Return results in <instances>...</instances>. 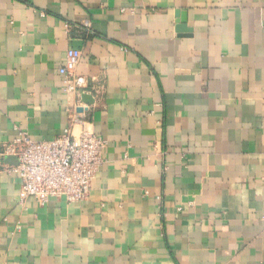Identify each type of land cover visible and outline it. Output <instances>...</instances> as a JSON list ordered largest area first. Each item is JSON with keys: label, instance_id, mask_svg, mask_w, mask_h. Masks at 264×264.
I'll use <instances>...</instances> for the list:
<instances>
[{"label": "crops", "instance_id": "obj_1", "mask_svg": "<svg viewBox=\"0 0 264 264\" xmlns=\"http://www.w3.org/2000/svg\"><path fill=\"white\" fill-rule=\"evenodd\" d=\"M72 106L106 143L89 195L21 202L0 167V264H264V0H0V151Z\"/></svg>", "mask_w": 264, "mask_h": 264}, {"label": "built area", "instance_id": "obj_2", "mask_svg": "<svg viewBox=\"0 0 264 264\" xmlns=\"http://www.w3.org/2000/svg\"><path fill=\"white\" fill-rule=\"evenodd\" d=\"M84 26L89 27V23L85 22ZM80 59L81 51L69 48L58 69L64 78V91L77 97L84 93L87 83L86 78L76 72ZM75 108L72 106L69 110V125L61 135L38 140L20 132L3 145L0 167L17 172L21 181V202L32 197L39 205H44L51 197L73 202L89 195L91 181L103 162L102 150L106 143ZM75 125L80 126L77 133L73 130ZM6 156L15 157L17 163L5 164Z\"/></svg>", "mask_w": 264, "mask_h": 264}, {"label": "water", "instance_id": "obj_3", "mask_svg": "<svg viewBox=\"0 0 264 264\" xmlns=\"http://www.w3.org/2000/svg\"><path fill=\"white\" fill-rule=\"evenodd\" d=\"M176 17H177V25L175 27L176 29V32L177 33H187V32H190V28H188L185 23H186V13L185 12H179L177 11L176 12ZM77 111H81V108H78ZM5 159H12L14 160V163H11V164H16L17 163V160L15 157L13 156H6Z\"/></svg>", "mask_w": 264, "mask_h": 264}]
</instances>
